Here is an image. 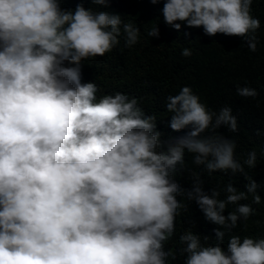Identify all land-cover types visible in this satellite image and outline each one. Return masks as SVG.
<instances>
[{
  "label": "clouds",
  "instance_id": "clouds-1",
  "mask_svg": "<svg viewBox=\"0 0 264 264\" xmlns=\"http://www.w3.org/2000/svg\"><path fill=\"white\" fill-rule=\"evenodd\" d=\"M64 2L0 0V264H169L177 254L184 264H264V237L230 235L224 246L261 203L259 184L245 171L256 167V150L241 162L236 141L218 131L238 130L232 108L214 111L182 87L167 97L169 126L191 130L163 149L157 116L146 115L137 97L98 96L95 82H82L83 61L112 52L121 36L132 48L140 29L84 0L74 9ZM111 2L91 0L105 8ZM253 2L151 0L163 3L164 22L176 30L185 22L209 36L243 37L255 52L261 21ZM147 35L158 38L159 26ZM237 93L258 94L247 86ZM186 153L209 175L243 174L245 190L229 182L206 191L199 172L182 189L175 174ZM250 194V203H240ZM180 196L219 226L215 244L188 229L177 250L166 249L186 208ZM229 205L234 210L225 214Z\"/></svg>",
  "mask_w": 264,
  "mask_h": 264
},
{
  "label": "trees",
  "instance_id": "trees-1",
  "mask_svg": "<svg viewBox=\"0 0 264 264\" xmlns=\"http://www.w3.org/2000/svg\"><path fill=\"white\" fill-rule=\"evenodd\" d=\"M79 0H65L62 8L74 9ZM86 8L107 10L118 13L125 22L131 21L140 29V40L132 48L125 46L123 36L120 44L112 52L82 62V82H95L98 96L123 92L129 97H137L139 105L146 115L157 116V128L162 133L163 149L172 138L186 135L191 129L174 131L169 126L171 113L167 112L166 103L169 95H176L184 86L191 87L210 109L219 111L230 106L237 117L238 130L229 132L227 127L218 130L222 135L232 138L237 143V159L243 161L253 149L257 152V165L245 171L259 184L257 194L261 196L259 205L253 204L255 213L247 222L241 220L238 227L224 238V246L230 235L264 237V0H254L251 14L261 21L257 30V50L252 52L244 43V38L205 34L203 27H188L181 23L176 30L164 22L163 3L153 4L151 0H112L106 8L84 0ZM179 22V21H178ZM158 25V38L149 37L147 30ZM191 50V56L181 55L183 49ZM251 87L257 90L255 97H241L238 87ZM259 130V135H257ZM199 172L204 181V188L222 190L229 182L238 190H245L247 183L243 174L230 171H215L211 175L203 166L195 165L192 155L186 153L185 164L177 166L176 181L184 190L191 189V176ZM224 193L221 191V197ZM186 208L181 209L176 218V231L166 242V249L177 250L180 247L179 236L191 229L194 233L209 236L208 243L215 244V231L218 225L208 221L199 205L186 196H180ZM248 200L240 203H250ZM229 205L227 211L234 210ZM246 224V226H245ZM184 258L177 254L175 260L169 257V264H184Z\"/></svg>",
  "mask_w": 264,
  "mask_h": 264
}]
</instances>
